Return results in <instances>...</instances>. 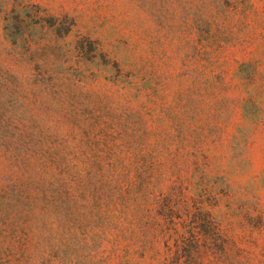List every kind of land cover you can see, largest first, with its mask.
Wrapping results in <instances>:
<instances>
[{
  "label": "rangeland",
  "instance_id": "1",
  "mask_svg": "<svg viewBox=\"0 0 264 264\" xmlns=\"http://www.w3.org/2000/svg\"><path fill=\"white\" fill-rule=\"evenodd\" d=\"M169 190L202 196L210 237L158 222ZM190 244L264 264V0H0V264Z\"/></svg>",
  "mask_w": 264,
  "mask_h": 264
},
{
  "label": "trees",
  "instance_id": "2",
  "mask_svg": "<svg viewBox=\"0 0 264 264\" xmlns=\"http://www.w3.org/2000/svg\"><path fill=\"white\" fill-rule=\"evenodd\" d=\"M158 199V198H157ZM161 207L158 222H168L173 229L177 227H199L202 228L207 236L210 237L211 231L215 229L216 220L207 209L206 204L201 195L193 192H181L169 190L166 194L160 196L156 200ZM178 238L180 234L175 232ZM197 252V247L190 244L184 248L183 259L188 257V264L190 260H194V254ZM179 261V263H178ZM182 260L177 259L176 264H181Z\"/></svg>",
  "mask_w": 264,
  "mask_h": 264
}]
</instances>
